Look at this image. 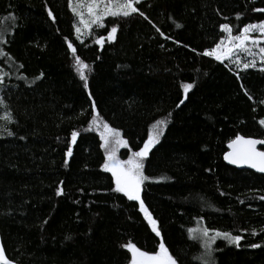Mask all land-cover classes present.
I'll use <instances>...</instances> for the list:
<instances>
[{"label":"trees","instance_id":"obj_1","mask_svg":"<svg viewBox=\"0 0 264 264\" xmlns=\"http://www.w3.org/2000/svg\"><path fill=\"white\" fill-rule=\"evenodd\" d=\"M138 7L144 16L106 17L77 39L68 0H0V114L12 116L0 119V246L13 264H130L124 245L155 252L163 240L177 264H202L187 232L202 220L242 237L239 247L215 244L216 264H264V175L222 158L238 134L264 140V71L203 55L224 36L221 24L236 35L264 21L253 11L264 0H141ZM75 56L88 65L87 88ZM187 83L194 86L185 93ZM100 118L119 130L126 152L167 121L144 159L149 179L141 188L160 236L103 170L92 123Z\"/></svg>","mask_w":264,"mask_h":264},{"label":"snow or ice","instance_id":"obj_2","mask_svg":"<svg viewBox=\"0 0 264 264\" xmlns=\"http://www.w3.org/2000/svg\"><path fill=\"white\" fill-rule=\"evenodd\" d=\"M141 0H68L69 8L73 13L79 17V24L83 26L85 32L90 30L93 25L97 27L103 26V20L105 17H130L133 14L139 13L140 16H144V13L140 11L138 5ZM86 9L87 18H85ZM255 12L264 13V8L253 9ZM49 16L52 17V11H49ZM240 15L237 14V19ZM54 19V17H53ZM145 19L147 17L145 16ZM180 27V25H177ZM220 28L223 32L227 33V36L222 38L219 42L215 43V46L210 50H205L203 55L208 57H214L217 61H224L225 59L232 60L234 57L237 68L244 70L248 68L256 67V58L259 57L261 64H264V21L258 23H249L244 25L238 30V34L233 35L232 27L225 23L221 24ZM77 39L80 38L81 27L75 28ZM159 31V29H157ZM117 27L113 26L108 32L107 38L109 40L115 38ZM163 35V33H161ZM104 37L97 39V43L101 44ZM4 40V29H0V43ZM68 48L74 54L76 49L72 43H68ZM240 53H246L252 59L248 61H242ZM4 53L0 52V55ZM75 68L78 72L81 80L84 81L85 88L88 87L87 76L85 69L88 68L83 60L79 56H75ZM261 71H264V67H261ZM192 83L184 84L183 90L188 93L193 88ZM251 99V97H249ZM184 100L180 101L183 104ZM0 104H3V100H0ZM180 105L178 104L177 107ZM95 105L93 104V111ZM7 121H11L12 116L10 113H6L4 117H0ZM92 123H95L93 121ZM167 121H157L156 124L150 128L148 138L144 141L143 146L132 153L125 161H121L117 158V151L119 147H126L127 141H125L119 132V130L110 127L107 123L102 125L103 130L100 131V138L103 141L101 147L105 150V161L102 168L106 172H110L115 183V192L123 193L124 196L131 201H138L140 211L144 214L145 220L151 226L152 231L160 236V231L157 227V221L153 218L151 212L145 205L143 199H141V188L146 180L149 179L144 175V159L148 156L152 147L159 142V137L163 134V129L166 126ZM264 125V119L259 122ZM4 131L9 136L13 135L6 127ZM78 133L73 131L71 133L72 143L76 142ZM264 145V140L246 138L242 135H236L234 140H231L228 144L231 151L226 152L224 159L231 164L236 165H248L251 168L256 169L258 172L264 173V151H259L257 145ZM72 153L71 146H69L66 155L70 156ZM67 164V160H65ZM62 183V182H61ZM56 194L62 195V187L57 188ZM264 199V196L261 197ZM189 239L199 242L203 248V253L200 257L202 264H216L214 253L216 249L213 247L218 237H222L228 241L229 244H235L240 246L242 237L240 235H232L229 232L212 231L208 228H190L188 230ZM260 245L253 244L251 247H259ZM124 247L131 253L130 264H177V260L170 253L163 240L160 241L158 250L155 252H148L141 250L136 244L129 242ZM0 264H13L12 261L6 258L5 250L3 246H0Z\"/></svg>","mask_w":264,"mask_h":264},{"label":"rangeland","instance_id":"obj_3","mask_svg":"<svg viewBox=\"0 0 264 264\" xmlns=\"http://www.w3.org/2000/svg\"><path fill=\"white\" fill-rule=\"evenodd\" d=\"M83 11L85 12V18H87V12H86V9H84ZM74 16H75L74 31H75V28H76V27H81L82 31H81V33L79 34V36H80V37H83V36H85V35L89 32V30H88L87 32H85V30L83 29V26L79 24V17L76 16L75 14H74ZM105 18H106V17H105ZM105 18H104V20H103L102 23L105 22ZM257 23H258V22H257ZM93 26H95V25H93ZM93 26H92V27H93ZM75 33H76V31H75ZM76 35H78V34L76 33ZM226 36H227V33L224 32V36H223L222 38H224V37H226ZM222 38H221V39H222ZM221 39H220V40H221ZM210 49H211V48H210ZM210 49H207V50H210ZM239 55H240V57L242 58V61H248V60L252 59V58L249 57L246 53H240ZM235 59H236V57H234L232 60L225 59L224 62H226L229 66L233 67V68L236 69V70H238V69H242V68H237V67H236ZM256 67H257V68L264 67V64H261V62H260L258 56H257V58H256ZM0 116H1V117H4V116H5V113H4V112H1ZM100 119H101V118H100ZM105 123H106V122L103 121L102 119H101V120H95V123H94L93 125L97 126V131H98L99 135H100V131L103 130L102 125L105 124ZM100 139H101V138H100ZM101 142L103 143L102 140H101ZM126 148H127V146H126V147H123V146H122V147H119V149H118V151H117V153H116L117 158H118L119 160H121V161H125V160H127V159L129 158V156L132 155V153H133L132 151H127V152H126V151H125ZM104 151H105V150H104ZM109 173H110V172H109ZM110 174H111V173H110ZM114 184H115V183H114ZM150 227H151V226H150ZM198 227H199V228H205V225H204V223H203L202 220L198 221L197 224H196V226L189 227L188 230H189L190 228H198ZM206 228H207V227H206ZM188 230H187V232H188ZM210 230H211V229H210ZM212 231L214 232V231H220V230H212ZM220 232H226V231H220ZM231 234H232V233H231ZM232 235H235V234H232ZM188 236H189V233H188ZM217 242H222V243H224V244H226V245H235V244H229L228 241L224 240L222 237H218L217 240L215 241V244H216ZM198 243H199V242H198ZM215 244L213 245L214 248H215ZM199 245H200V244H199ZM200 248H201V255H202V253H203V248H202L201 246H200ZM130 257H131V253H130Z\"/></svg>","mask_w":264,"mask_h":264},{"label":"water","instance_id":"obj_4","mask_svg":"<svg viewBox=\"0 0 264 264\" xmlns=\"http://www.w3.org/2000/svg\"><path fill=\"white\" fill-rule=\"evenodd\" d=\"M244 137H246V138H254V139H262V138H255V137H249V136H244ZM234 139H235V138H233L232 140H234ZM262 140H263V139H262ZM230 141H231V140H230ZM230 141H228L227 144H226V151L224 152V154H223V156H222L223 161H224L227 165H229V166H231V167H234V168H236L237 170H249V171H252V172H254V173L264 175V173L258 172L256 169L251 168V167H249L248 165H236V164H231V163H229L227 160H225V159H224V155H225V153L231 151V149H229V147H228V144H229ZM256 147H257V149H258L259 151H264V148H263L264 145H260V144H258Z\"/></svg>","mask_w":264,"mask_h":264}]
</instances>
